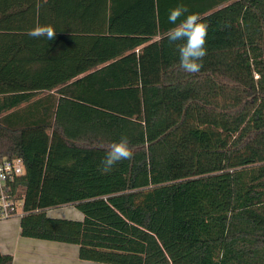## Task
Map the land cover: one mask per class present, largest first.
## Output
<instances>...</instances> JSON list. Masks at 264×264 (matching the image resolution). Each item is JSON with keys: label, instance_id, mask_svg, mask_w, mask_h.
<instances>
[{"label": "trees", "instance_id": "16d2710c", "mask_svg": "<svg viewBox=\"0 0 264 264\" xmlns=\"http://www.w3.org/2000/svg\"><path fill=\"white\" fill-rule=\"evenodd\" d=\"M178 4L209 26L196 74L165 38ZM121 136L134 158L101 174ZM5 159L26 168L24 238L101 264H264V0H0ZM66 205L82 219L48 214Z\"/></svg>", "mask_w": 264, "mask_h": 264}, {"label": "clouds", "instance_id": "9594fccd", "mask_svg": "<svg viewBox=\"0 0 264 264\" xmlns=\"http://www.w3.org/2000/svg\"><path fill=\"white\" fill-rule=\"evenodd\" d=\"M168 22L172 27L165 33V38L170 46L175 47L180 68L189 74L199 73L207 56L208 24L202 21L198 13H190L184 4L169 10ZM56 32L51 24H38L29 29L27 35L33 39L51 41L55 39ZM134 155L128 137L121 136L107 145L98 170L101 174H110L121 161L132 160Z\"/></svg>", "mask_w": 264, "mask_h": 264}, {"label": "crops", "instance_id": "0c3cea01", "mask_svg": "<svg viewBox=\"0 0 264 264\" xmlns=\"http://www.w3.org/2000/svg\"><path fill=\"white\" fill-rule=\"evenodd\" d=\"M66 206L75 208L73 205ZM51 210L48 211L50 216L64 218L62 215H52L50 213ZM80 215L81 218L75 220L82 219V214L80 213ZM20 223L21 221H16V224H13L11 229L9 228L10 225H8L9 227L0 226V230L4 229L3 232H0V254L5 256V259H10L11 264H38L35 260H33L34 262L30 261V258L34 256L40 257L43 261L42 264H101L81 260L78 246L22 237Z\"/></svg>", "mask_w": 264, "mask_h": 264}, {"label": "built area", "instance_id": "2783aa9c", "mask_svg": "<svg viewBox=\"0 0 264 264\" xmlns=\"http://www.w3.org/2000/svg\"><path fill=\"white\" fill-rule=\"evenodd\" d=\"M25 173L22 159H5L0 163V224L10 225V229L24 215L23 197L18 192H13V185Z\"/></svg>", "mask_w": 264, "mask_h": 264}, {"label": "rangeland", "instance_id": "374dc122", "mask_svg": "<svg viewBox=\"0 0 264 264\" xmlns=\"http://www.w3.org/2000/svg\"><path fill=\"white\" fill-rule=\"evenodd\" d=\"M50 213L52 215H58V216L62 215V217L68 218V219H79V218H81L80 213L75 208L73 209L72 206H65L62 208L53 209L50 211ZM10 224H12V223L10 222ZM2 225H6V224L1 223L0 226H2ZM3 231H4V229L0 230V232H3ZM48 244H54V243H48ZM30 259H31L30 260L31 262H34L33 260H35V262L37 261L38 264L43 263L41 258L38 256L31 257Z\"/></svg>", "mask_w": 264, "mask_h": 264}]
</instances>
